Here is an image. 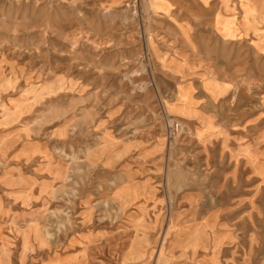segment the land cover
Returning a JSON list of instances; mask_svg holds the SVG:
<instances>
[{
    "label": "rangeland",
    "instance_id": "1",
    "mask_svg": "<svg viewBox=\"0 0 264 264\" xmlns=\"http://www.w3.org/2000/svg\"><path fill=\"white\" fill-rule=\"evenodd\" d=\"M193 1L0 0V264H264L262 62L215 105Z\"/></svg>",
    "mask_w": 264,
    "mask_h": 264
},
{
    "label": "crops",
    "instance_id": "2",
    "mask_svg": "<svg viewBox=\"0 0 264 264\" xmlns=\"http://www.w3.org/2000/svg\"><path fill=\"white\" fill-rule=\"evenodd\" d=\"M185 9L184 13L172 17L178 25L179 39L191 41L192 37L188 34L191 26L196 25L197 39L205 42L208 54L213 53L214 58L221 57L224 60L222 64L219 61V67L218 60L214 59L217 67L215 73L220 72L221 76L214 77L201 86L205 96H211L215 105L221 103L222 97L234 88L233 78H238L237 74L241 73V78H245L243 80L247 92L250 90L246 99L248 104L249 98L251 108L247 106V110L253 115L255 60L262 62L258 72L261 74L259 78L264 79V0H196ZM204 56H207L206 51ZM238 58H241L240 62ZM178 103L182 108L177 111L182 114L190 113L188 108H191V102L182 100ZM203 103L204 106L210 104L206 99ZM198 104L202 108L199 102Z\"/></svg>",
    "mask_w": 264,
    "mask_h": 264
},
{
    "label": "built area",
    "instance_id": "3",
    "mask_svg": "<svg viewBox=\"0 0 264 264\" xmlns=\"http://www.w3.org/2000/svg\"><path fill=\"white\" fill-rule=\"evenodd\" d=\"M180 127H181V126H180V124H179L178 122H176V121H171V122L169 123L168 129L170 130V132H171L172 134H174V133H176V132L179 131Z\"/></svg>",
    "mask_w": 264,
    "mask_h": 264
}]
</instances>
